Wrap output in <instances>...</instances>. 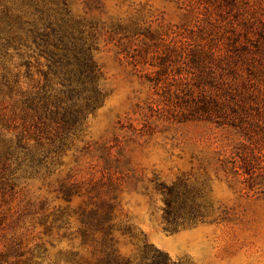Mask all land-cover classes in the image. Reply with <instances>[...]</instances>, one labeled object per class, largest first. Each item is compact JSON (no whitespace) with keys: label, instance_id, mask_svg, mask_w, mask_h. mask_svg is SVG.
Wrapping results in <instances>:
<instances>
[{"label":"rangeland","instance_id":"374dc122","mask_svg":"<svg viewBox=\"0 0 264 264\" xmlns=\"http://www.w3.org/2000/svg\"><path fill=\"white\" fill-rule=\"evenodd\" d=\"M48 21L98 68L72 97ZM0 33V264H264V0H0Z\"/></svg>","mask_w":264,"mask_h":264},{"label":"trees","instance_id":"16d2710c","mask_svg":"<svg viewBox=\"0 0 264 264\" xmlns=\"http://www.w3.org/2000/svg\"><path fill=\"white\" fill-rule=\"evenodd\" d=\"M37 36L49 43L53 40L52 45L57 49L52 53L51 58L57 68L58 77H62L64 86L68 87L65 93H68L69 97L73 96L74 89L73 84H85V80L91 78L95 71L98 69L92 57L86 54L85 50H82L75 43L73 35L69 32L65 26V22L48 21L44 24L43 30L35 31ZM16 36L11 34L3 35L0 33V55L7 56V49L12 46ZM13 83L9 78L5 76L4 83L10 90ZM30 98V97H29ZM26 98L24 104H27L31 99ZM103 264H184L180 261L173 260L170 255L154 246L144 247L141 260L137 263L133 262L130 258H125L118 254L113 249L106 251Z\"/></svg>","mask_w":264,"mask_h":264},{"label":"water","instance_id":"95a60500","mask_svg":"<svg viewBox=\"0 0 264 264\" xmlns=\"http://www.w3.org/2000/svg\"><path fill=\"white\" fill-rule=\"evenodd\" d=\"M161 241L164 245H167L171 242V239L169 236H165V237H162Z\"/></svg>","mask_w":264,"mask_h":264}]
</instances>
